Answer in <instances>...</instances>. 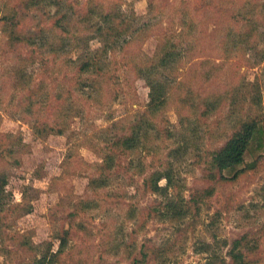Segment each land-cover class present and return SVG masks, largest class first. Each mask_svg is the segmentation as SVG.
Wrapping results in <instances>:
<instances>
[{"label": "rangeland", "instance_id": "obj_1", "mask_svg": "<svg viewBox=\"0 0 264 264\" xmlns=\"http://www.w3.org/2000/svg\"><path fill=\"white\" fill-rule=\"evenodd\" d=\"M24 1L0 0V18L20 12L19 34H37L40 48L25 61L31 49L8 47L0 22V173L7 177L0 264H29L48 245L57 251L64 230L68 245L55 264H130L140 251L162 254L152 264H205L214 251L227 258L222 242L243 235L252 246L247 260L264 264V148L246 154L249 170L237 181L206 178L212 152L240 121H264V0H63L75 6L66 36L50 29L58 7L43 1L21 9ZM82 7L110 15L117 36L105 54L102 22L76 15ZM63 39L70 48L52 53ZM82 39L103 74L77 73ZM165 49L177 54L154 75L167 80L166 103L146 114L149 87L137 70ZM143 119L137 150L108 149ZM114 152L110 185L94 190L90 180ZM153 171L170 172L168 197L188 208L186 218L153 212L163 199L143 186ZM206 244L212 253L202 252Z\"/></svg>", "mask_w": 264, "mask_h": 264}, {"label": "trees", "instance_id": "obj_2", "mask_svg": "<svg viewBox=\"0 0 264 264\" xmlns=\"http://www.w3.org/2000/svg\"><path fill=\"white\" fill-rule=\"evenodd\" d=\"M46 1L47 3H53L54 6L58 7L56 14L60 12L59 18H54L51 23L50 29H58L60 33L64 36L69 35V19L72 16L74 11V5L71 3H64L63 0H25L21 9H24V6L27 7L29 4L41 3ZM65 9V10H64ZM84 11V8H80L77 11L76 15H80ZM96 15L98 22H102L97 28L101 35L106 31L105 35L108 38H104V47L103 54L106 53L108 42L110 41L109 37L114 35L117 36L116 30L111 26L107 25L110 15L103 13H96L93 8H89L84 11L83 17L86 19H93ZM20 12L15 11V13H4L0 18V22L3 25L4 32L8 37V47L10 45H22V47L31 49L30 58H25V61L34 62L33 54L37 53L40 49L33 42L35 40L34 36L25 37L19 34V23H20ZM81 22H84V19L80 18ZM106 24V27H105ZM40 33L43 32V29L39 30ZM113 32V33H112ZM78 41H74V44H79ZM71 41L63 39L61 42L57 43V47L49 48L52 53H57L62 51L61 48L69 49L71 46ZM86 48L85 51L80 52L76 56V61L78 62L77 73L84 74L92 71L96 75L103 74L104 68L101 66L98 56H94V53L90 50L88 42L86 39H82ZM80 43V44H81ZM29 47H27V45ZM103 56V55H102ZM177 57V54L172 49H165L162 55L156 60V62H150L149 65L144 67H138L137 73L144 80L149 87V100L147 103L146 114L155 113L161 110V107L166 103L167 93H168V83L166 79L159 80L154 75L159 73L158 67L168 66L169 62ZM23 60V59H22ZM75 61V62H76ZM134 65V64H133ZM207 106V104H206ZM210 109V104H208V111ZM207 112V110H205ZM203 112V114H205ZM147 119H143L141 123H135L131 127V134L116 138L109 144V148L112 151H115L117 147L119 152H132L137 150L145 139ZM149 126V124H148ZM58 132L62 133V130L58 128ZM9 137V136H6ZM264 121H261L258 118H250L247 120L240 121L235 127L234 132L230 135L227 141L218 149H215L212 154L210 161L208 163V170L206 172V178L212 183H222V182H235L241 176H243L248 170V166L245 161V156L247 153L253 154L254 150L261 151L264 147ZM11 152V151H9ZM114 152V155L111 153L104 157V164L98 168V176L93 177L90 180V186L94 190L103 189L110 185V173L116 166H118L117 158L119 154ZM172 177L168 171H153L150 175L143 178V186L146 191L151 194H155L159 197H162V201L155 205L152 208L153 212L162 217L170 218L171 220L178 221L186 218L188 213V208L184 206L183 203L178 202L173 198L168 197L167 189L170 187ZM165 180V185H161L160 181ZM7 184V177L4 173H0V213L4 212L6 207L5 198V187ZM204 194L207 196L211 195V190H205ZM186 204V202H185ZM83 227V226H80ZM69 231L64 230L61 234H58L55 239L58 241V250L53 251L52 247L48 245L45 250L40 252L39 256H33L29 264H55L59 256L63 253L65 248L68 245ZM20 245L27 250L34 252V246L32 245L29 238L24 237L19 238ZM226 240L222 242L223 245L227 246L228 250L226 252L227 258H223L217 253H215L212 244H206L202 248V252L207 253L214 251L209 257L205 264H253L251 261L247 260L245 255V247L251 248L252 246L248 243V236L243 235L238 239L231 241V243ZM19 244V243H18ZM19 245V246H20ZM157 251V250H155ZM141 258L138 259L134 257L130 260V264H152L153 261L158 260L161 253L148 254L147 252L140 251Z\"/></svg>", "mask_w": 264, "mask_h": 264}]
</instances>
